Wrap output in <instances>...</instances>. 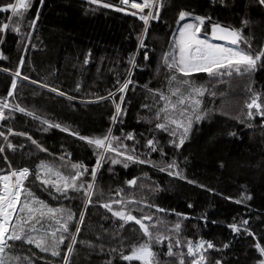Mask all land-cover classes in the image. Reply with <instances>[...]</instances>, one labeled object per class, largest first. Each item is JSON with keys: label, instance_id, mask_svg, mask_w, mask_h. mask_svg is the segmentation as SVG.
Listing matches in <instances>:
<instances>
[{"label": "trees", "instance_id": "16d2710c", "mask_svg": "<svg viewBox=\"0 0 264 264\" xmlns=\"http://www.w3.org/2000/svg\"><path fill=\"white\" fill-rule=\"evenodd\" d=\"M9 3L15 0H0V6ZM104 3L113 7L105 8ZM181 12L205 18L207 30L213 24L239 30L245 51L264 50V4L259 0H156L153 11L143 13L119 0H32L23 20L0 12V27L10 25L0 31V101L7 98L9 104L0 109L5 117L0 119V148L4 149L0 175L25 167L50 180L57 179L55 172L66 177L83 173L75 181L83 187L69 188L63 195L29 175L25 186L50 207L70 210L73 219L67 221L68 232H56L57 237H65L60 256L23 241H9L12 247L2 254L7 264H64L73 235L70 264H140L124 260L121 254H130L133 246L145 242L150 243L156 264H191L201 255L199 264L264 261L257 247H264V116L252 111L249 117L246 106L254 94L264 101V58L253 70L230 77L180 76L163 59L172 51L170 37ZM149 13H158V19L149 18L146 25L140 16ZM141 38L145 47L140 46ZM172 75L206 89L203 96L193 97L201 103L195 114L192 109L186 113L184 123L191 117V128L179 147L183 128L168 123V114L176 109L169 105L156 118L167 103L157 93L181 105L172 95L176 86L169 82ZM128 81L127 89L119 91ZM185 87L181 92L187 97L190 89ZM117 104L121 114L113 122ZM17 105L25 111L15 110ZM158 123H165L168 130L157 128ZM109 129L119 138L113 146L136 159L104 152L97 168L104 150L79 137H103ZM129 134L133 139H127ZM173 162L176 167L169 168ZM41 164L51 166L53 173L45 175ZM73 164L82 167L73 169ZM133 179L136 184L130 185ZM88 184L93 185L90 203L85 195ZM112 201H123L112 203L114 210L131 211L137 218L151 216V221H144L151 238L135 222L125 223L102 207ZM66 219L67 211L61 222ZM233 225L239 230L234 231ZM58 227L46 220L39 234H31ZM157 237L161 242H156ZM189 241L193 246L204 242L195 257L188 255ZM51 243L49 236L47 244ZM208 243L213 247L208 248Z\"/></svg>", "mask_w": 264, "mask_h": 264}, {"label": "snow or ice", "instance_id": "6c2138e0", "mask_svg": "<svg viewBox=\"0 0 264 264\" xmlns=\"http://www.w3.org/2000/svg\"><path fill=\"white\" fill-rule=\"evenodd\" d=\"M91 3H99V0H90ZM120 4L125 5L130 8H137L141 13L144 12L145 8H152L156 0H143L142 3H138L137 0H119ZM43 3V0H41ZM259 3L264 4V0H259ZM103 7L109 8L113 7L108 3L102 4ZM32 7V0H15V3H9L6 6H0V12H10L11 17L19 18V20H23L24 12L29 10ZM116 11H123L125 9H121L119 7L115 8ZM131 15H136L137 13H129ZM190 14L181 12L179 15L178 31L174 34L176 37L174 39L172 45V52L168 55H171V61L168 59V55L164 57V64L175 73H179L184 77H189L193 73H207L209 77H224V76H232L233 73L240 74L242 72H248L253 70L256 67L257 61H260L264 58V50H260L258 52L252 53L249 51H245L240 47V43L244 40L241 32L235 29H229L226 27H222L218 24H213L211 26V33L209 35L208 30L205 26V18L196 16L193 19L199 21V23H184L182 26L180 25V21H184ZM10 17V18H11ZM38 18V14H37ZM149 18L158 19V13L156 16H152L151 13L148 15H141L140 19L144 21L147 25ZM18 22V21H17ZM35 21L33 20L32 26L34 27ZM10 27L9 23H4L2 27H0V31L6 30ZM204 28V36H201V29ZM16 31L19 29L16 28ZM211 40H219L225 41L228 45L231 46H222L220 44L211 43ZM246 42V41H245ZM140 46L145 47L143 42V38L140 39ZM250 46V45H249ZM178 50V55L176 54ZM145 58L147 55L145 54ZM87 62V61H86ZM16 76H19V72L15 73ZM169 82H175V87L172 91V95L178 96L177 103L185 104V100H189L193 105L192 111L193 114L196 113L197 107L200 105L201 101L199 99H193L194 96H203L206 89L202 87H196L194 81L190 80H177L176 75H172L169 77ZM33 83H36L33 81ZM130 81L125 82L119 91L124 92ZM181 86H186L185 91H188L187 97L183 95L181 92ZM15 88V80L13 81V89ZM52 91H56V89H51ZM63 95V93H60ZM9 96H12L13 93L9 92ZM113 95L110 93V96ZM161 100H165L167 103L162 109H159L157 112V119H160V112H167L168 106L171 105L175 108V105L172 104L171 100L168 96L163 93H157ZM215 95V93H213ZM69 99H72L69 97ZM102 99H106L102 98ZM121 102H123V97H121ZM247 108L249 112L247 115L249 117L253 116L252 109H256V112L261 116H264V101H261L260 96L254 94L251 98V102L248 103ZM8 100L4 98L0 101V109L8 108ZM15 110L20 112H24L25 109L21 108L19 105L16 106ZM184 111H181V115H184ZM29 115H33L32 113H28ZM121 114L120 104L116 105V115L112 117L113 122L116 121L117 117ZM4 112L0 110V119H4ZM38 118V117H34ZM196 119L200 120L201 116L196 115ZM44 123H48L44 121ZM168 123L175 124L177 129L183 128V134L180 137L179 145L184 143V140L187 138V133L191 128V117H188V123L185 125L183 121H178L175 119L168 118ZM49 127H57L61 126L56 124H49ZM157 128L167 131V126L165 123H158L156 125ZM62 131H68V129L61 128ZM11 131V130H9ZM23 135V133H19ZM71 134V133H70ZM75 135H79L76 133ZM172 135H176L173 131ZM80 139L87 140V142L91 145H94L97 149H103L104 151L99 153L100 159L97 161V168L100 166V161L104 159V152H112L116 156H124V159L132 161L136 159L131 155H126L120 151V147H115L112 144L113 140H118V137H113L111 135V129H109V133L103 137L99 138H87V137H79ZM127 139L131 140L133 137L129 134ZM149 147H152L153 151H156V148L153 146V142L151 140L148 141ZM11 147V145H9ZM44 150V149H42ZM4 149L0 148V152H3ZM113 163H120L121 161L113 159ZM143 163V161H137ZM9 167L11 165L9 164ZM82 165L73 164V169L81 168ZM127 167V164H125ZM169 168L176 167L175 162L168 165ZM40 168L44 171L45 175L53 173V169L49 165L41 164ZM162 171L164 169H161ZM2 171V170H0ZM88 170L85 168L84 172ZM96 169L92 170V175L95 177ZM57 179L50 180L47 178H41L40 174L30 173L28 168L16 169L6 174L0 175V264H7L6 258L3 257V253H5V249L8 247H12L9 245V241H23L30 245H35V247L39 248L42 252H49L52 256H60L59 245L63 244L65 237L56 236L57 231L68 232L67 221L73 219V213L70 210H65L62 208H53L46 204L43 200H40L35 194L25 186V181L28 179L29 175H34L36 179L40 180V183L43 185H48L55 190L57 193H61L62 195L67 192L69 188L73 190H80L83 185L79 187L76 185L75 181L83 174L81 172H76L74 176L66 177L59 172L54 173ZM172 173H170L171 175ZM176 175H180L176 173ZM130 185H135L136 180L128 181ZM192 183V181H189ZM88 191L85 192V195L89 198V203L91 202V189L93 188L92 184H88ZM119 194V193H118ZM55 198V197H54ZM131 202V201H129ZM239 203V201H237ZM112 203L121 204L123 201H112L109 203H105L102 207L106 208L109 212L112 213L113 216L119 218L125 223L129 221H134L135 224L139 225L140 229L143 231L145 236L151 238L152 234L149 231V225L144 223L145 220L151 221V216H143L137 218L131 214V211L125 212L123 209L114 210L112 207ZM67 211V219L64 222H61L62 214ZM159 211V209H158ZM57 214H61V217L58 218ZM51 223H55L59 225L57 229L54 231H46L42 235L34 236L31 233H40L41 229L45 226V221ZM80 223H83V214L80 217ZM246 224L247 221L245 220ZM39 225V227H37ZM234 231H238L235 225L232 226ZM180 224L177 223L175 225V230L179 231ZM77 232H79V228H77ZM51 237L52 243L50 245L47 244L48 237ZM72 244L67 246V252L63 257L64 264H70V256L73 252V244L76 242V237L73 235L71 237ZM156 242H161L160 237L156 238ZM204 247V242H200L193 246L192 242H188V255L195 257L197 252ZM208 248H212L213 245L211 243L207 244ZM227 247V245H225ZM262 255H264V247H260L257 245ZM169 255H172L171 246H169ZM122 255V258L126 261H139L140 264H156L155 262V253L152 251L150 243L145 242L144 244H140L139 246H133L132 251L128 255ZM14 259L19 260V257H14ZM204 257L201 255L198 260H193L191 264H199L200 260H203ZM183 264V261L181 262ZM260 264H264V261H261Z\"/></svg>", "mask_w": 264, "mask_h": 264}, {"label": "rangeland", "instance_id": "374dc122", "mask_svg": "<svg viewBox=\"0 0 264 264\" xmlns=\"http://www.w3.org/2000/svg\"><path fill=\"white\" fill-rule=\"evenodd\" d=\"M187 18H192V17H187ZM186 23H191V21H188V22H186ZM184 24V23H183ZM182 26V25H181ZM175 31V30H174ZM210 31V30H209ZM174 33V32H173ZM173 35V34H172ZM209 35H210V32H209ZM201 36H204V33L201 31ZM171 38V45H173V43H172V37H170ZM203 38V37H202ZM172 50V49H171ZM172 52V51H171ZM164 60V59H163ZM258 62V61H257ZM194 74H202V72L201 73H194ZM194 74H191V75H194ZM207 74V73H206ZM181 76V75H180ZM184 105V106H183ZM183 105H175V109L176 110H172V112L170 111V114H168L169 115V117L171 118V116L173 117V119H175V120H178V121H183V123H184V121L186 120V113H188V112H190V109H192V107H193V105L190 103H185V104H183ZM182 110H186V111H184V115H181V111ZM263 110V109H262ZM251 111H255V113H257L256 112V109H252ZM184 124H186V123H184ZM174 127H176V125L174 124Z\"/></svg>", "mask_w": 264, "mask_h": 264}, {"label": "water", "instance_id": "95a60500", "mask_svg": "<svg viewBox=\"0 0 264 264\" xmlns=\"http://www.w3.org/2000/svg\"><path fill=\"white\" fill-rule=\"evenodd\" d=\"M193 18H194V17H192V18H186L184 21H180V25H183V23H186V22H188V21H191V23H199V21H196V20H194ZM177 31H178V24H177V26H176V28H175V31H174L173 35L171 36V37H172V43L174 42V39L176 38V37L174 36V34L177 33ZM202 37H203V36H202ZM215 42L218 43V44H220V45H222V46L227 45V42H225V41H219V40H216ZM176 54L178 55V50H177ZM193 74H194V73H193ZM145 221H149V220H145ZM133 222H134V221H133Z\"/></svg>", "mask_w": 264, "mask_h": 264}, {"label": "flooded vegetation", "instance_id": "af4514ba", "mask_svg": "<svg viewBox=\"0 0 264 264\" xmlns=\"http://www.w3.org/2000/svg\"><path fill=\"white\" fill-rule=\"evenodd\" d=\"M209 30H210V31H209ZM209 30H208V33H209V32L211 33V28H210ZM201 31L204 33V29H201ZM215 41H216V40H211L210 42H211V43H214V44H218V43H216ZM225 46L227 47V46H231V45H228V44H227V45H225Z\"/></svg>", "mask_w": 264, "mask_h": 264}, {"label": "built area", "instance_id": "2783aa9c", "mask_svg": "<svg viewBox=\"0 0 264 264\" xmlns=\"http://www.w3.org/2000/svg\"><path fill=\"white\" fill-rule=\"evenodd\" d=\"M138 3H142L143 0H137ZM154 7V6H153ZM153 7L152 8H145L144 10H149L150 12L153 11ZM134 9H137V8H134ZM139 10V9H137Z\"/></svg>", "mask_w": 264, "mask_h": 264}]
</instances>
